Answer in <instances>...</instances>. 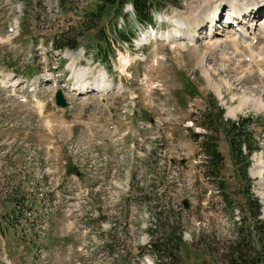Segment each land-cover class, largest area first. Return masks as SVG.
Here are the masks:
<instances>
[{
  "label": "rangeland",
  "instance_id": "1",
  "mask_svg": "<svg viewBox=\"0 0 264 264\" xmlns=\"http://www.w3.org/2000/svg\"><path fill=\"white\" fill-rule=\"evenodd\" d=\"M94 1L0 0V68L36 74L48 62L59 85L70 82L73 74L67 69L66 48L54 51L50 48L51 38L70 27V34L81 33L78 46L86 47L94 31L81 32L76 24L82 7H92ZM254 1L255 5L264 3V0ZM209 3L211 0H176L167 4L165 9L155 13L160 16L152 20L154 28L161 33L157 39L151 37L150 27L144 21H137L131 10L115 21L114 25L131 33L133 45L123 42L121 36L114 41V53L107 54L109 66L106 67L109 77L117 83L122 75L120 56L130 58L128 72L122 76L125 92L122 96L116 88L102 92L103 100L117 105L126 94L123 100L127 101L129 93H136L137 98L129 101L136 105L138 117L144 119L146 128L141 131L142 141L135 147L119 145V150L111 149L116 159L112 161L110 185L103 195L93 197L96 181L94 165H91L89 174L79 178V190L87 191L85 201L70 204L69 191L63 185L65 181L58 178L54 182L52 172L41 162L44 148L34 151L30 142L39 141L42 145L53 140L49 154L53 156H66L63 141L67 136L82 142L89 141L90 137V145H94L99 134L88 136L84 123L100 112L96 105H85L80 95L70 94L68 98L74 106L64 112L53 103L57 88L50 83L36 93L41 99L38 102L31 97L22 100L0 89V264H226L231 258L229 247L253 246L254 228L249 227L254 198L261 206L259 217L264 221V172L261 176L253 174L257 165L264 169V11L260 10L262 15L252 27L257 34L260 32L259 42L253 47L257 52L255 60L247 47L251 46V39L241 41L240 48L235 49L225 41L230 35L224 31L213 36L218 31L217 24L213 23L212 34L207 38L220 39L218 44V40L208 41L202 36L205 30L201 22L195 28L188 26L185 18L192 11L204 10ZM260 11L256 10L252 16ZM178 13L180 19L176 22L185 21L184 26L173 24ZM232 14L227 16V21L232 20ZM104 21L108 22L106 17L101 23ZM203 21L209 22V19ZM11 24L14 31L7 29ZM240 27L248 28L242 23ZM177 29L187 36L191 32L192 37L201 36L193 40L192 37H170L167 41L166 32L177 31V34ZM247 30L249 32L245 29L242 34L233 32L229 41L238 42L241 37L246 40L250 34H243ZM255 32L252 34L256 36ZM193 52L203 56V65ZM102 64L101 61L90 62L86 78L89 82L95 79ZM82 74L83 71H77L78 76ZM101 75L105 77L101 72L95 81ZM77 82L72 86L77 88L79 83H85ZM97 95L92 93L83 99H95ZM239 105L241 109L234 115L229 113ZM76 115L79 120L73 121ZM204 116L209 128L202 123ZM247 118L245 132L240 134L237 126ZM154 131L162 135L157 141L151 138ZM201 140L202 144L205 140L216 143L220 152L217 165L205 166L208 156L202 144V150L199 147ZM159 142L164 143L159 146ZM248 144L256 148L249 155L246 169L238 146L247 150ZM104 148L110 152V147L100 149ZM92 151L85 146L79 154L90 157ZM182 157L184 162H179ZM128 181L132 186L131 194L122 201L123 207L115 206L116 194ZM50 184L59 194L65 190L55 200L53 212L46 217L28 216L29 208L38 211L44 204ZM183 198L189 200V207L182 205ZM67 204L75 213L98 216L96 227H90L96 231L92 235L103 241L88 243V255H80L75 250L73 234L64 228L62 210ZM111 205L116 215L121 216L120 220L102 210ZM101 216L105 218L99 219ZM43 219L48 222L46 228L41 226ZM39 247L44 248V252L34 262L33 256Z\"/></svg>",
  "mask_w": 264,
  "mask_h": 264
},
{
  "label": "trees",
  "instance_id": "2",
  "mask_svg": "<svg viewBox=\"0 0 264 264\" xmlns=\"http://www.w3.org/2000/svg\"><path fill=\"white\" fill-rule=\"evenodd\" d=\"M128 2L132 4L134 10L133 12L135 13L136 18L139 21H146L151 20V9L165 7L169 3H176V0H95L92 7H82V14L80 15V19L77 21L76 25L79 27L81 32L86 30L94 31L92 39H88L91 42V45L96 48L97 53L101 54L104 48L110 46V43L106 38V31L104 27L105 21L101 23L103 18L106 17L108 21L106 23L111 25H109V27L114 31H118L124 38L129 36L127 35V31L125 32L124 29H117L114 25V21H116L118 16L125 14L123 7L125 3ZM72 28H74L73 25ZM71 30L72 29H70V27L62 29L61 34L57 38L53 39L54 45L56 47H75L81 33L74 36L70 34ZM203 119L204 121L206 120L205 116ZM247 120L248 118L237 126L240 134L245 132L244 129H246L245 126L247 124ZM202 123H204L206 127H210L209 123L206 121ZM243 144L245 145L244 142ZM202 147L208 156L205 161V166L208 168L209 166L217 165L220 160V152L217 149L216 143L214 141L212 142V140H205ZM254 148H256V146L251 144H248L247 150H241L240 146H238L241 156H243V159L246 161L244 166L246 169L249 155ZM254 205V210H252L251 213L253 219L251 226L249 227L254 228L252 230L254 241L253 246L248 247L252 249L248 252V248L243 245L236 248L229 247L231 258L226 264H264V221L259 217L261 206L256 198H254ZM241 238H243V236ZM243 248L245 249L243 250Z\"/></svg>",
  "mask_w": 264,
  "mask_h": 264
},
{
  "label": "bare ground",
  "instance_id": "3",
  "mask_svg": "<svg viewBox=\"0 0 264 264\" xmlns=\"http://www.w3.org/2000/svg\"><path fill=\"white\" fill-rule=\"evenodd\" d=\"M254 3H255L254 0H249V1L246 0L244 3L241 2V0H211V3H209L208 5L205 4V9L204 10L200 8V9H197L195 11H192L190 13V15L187 18H185V20H188L187 22H188V25L190 27L195 28L199 24L200 20L209 19V22H210L211 25L208 27L209 31H208V35H206V37H208L209 34L212 33V32H210V30L213 27L212 25H213V23H214V21L216 19L217 10L219 9V7H221V6L225 5V4H228L230 6V9H231L232 13H233L232 14L233 15L232 20L230 18L228 22H234L235 19H236V21L239 20L237 18L236 14H238V16L241 14L242 15L241 20L242 19L244 20V18L246 16H250L251 14H254V12L256 10L260 11V10L264 9L263 8L264 7V3L262 5L261 4H256L255 5ZM243 8H244L245 12H248L250 10L248 15L246 13H244ZM248 34H250V35L252 34L250 30H249V32H248V30L244 31L243 36H247ZM194 36H195V34L193 35V37ZM193 37H192V39H194ZM251 37L254 38L255 37L254 34ZM193 50L196 51L195 48ZM193 55L196 56V59L198 58V63L203 65V63H202L203 62V56L202 55L200 56V54L198 52H193ZM129 60L130 59L128 57H126V56L121 57V61L126 66L129 64ZM109 87H111V84L108 82V80H106L104 75H101L98 80L94 81V83L89 85V84H86V83L82 82V83L78 84L77 88H80L82 90H88L89 88L96 89V90H101V89L106 90V89H109ZM73 88H75V87H73ZM241 106L242 105H239L236 108L231 109L229 111V113L234 115V113L237 110L241 109ZM255 166H256V164H255ZM263 172H264V169L259 167L258 165L253 170V174L256 175V176H261L263 174Z\"/></svg>",
  "mask_w": 264,
  "mask_h": 264
},
{
  "label": "water",
  "instance_id": "4",
  "mask_svg": "<svg viewBox=\"0 0 264 264\" xmlns=\"http://www.w3.org/2000/svg\"><path fill=\"white\" fill-rule=\"evenodd\" d=\"M57 103L62 104V105L66 103L65 100L62 98L60 92L57 93ZM182 203L184 204L185 207L189 206V202L186 198L182 199Z\"/></svg>",
  "mask_w": 264,
  "mask_h": 264
}]
</instances>
